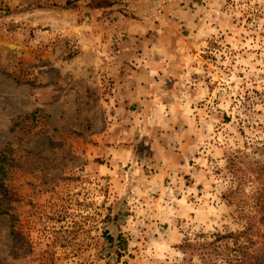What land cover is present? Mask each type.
<instances>
[{"label":"rangeland","instance_id":"obj_1","mask_svg":"<svg viewBox=\"0 0 264 264\" xmlns=\"http://www.w3.org/2000/svg\"><path fill=\"white\" fill-rule=\"evenodd\" d=\"M175 13L0 0V264H264V0Z\"/></svg>","mask_w":264,"mask_h":264},{"label":"built area","instance_id":"obj_2","mask_svg":"<svg viewBox=\"0 0 264 264\" xmlns=\"http://www.w3.org/2000/svg\"><path fill=\"white\" fill-rule=\"evenodd\" d=\"M81 1V0H78ZM90 1V0H88ZM93 1V0H91ZM110 4L112 8L122 10L127 14L143 19H155L166 22L176 15V8L180 0H102Z\"/></svg>","mask_w":264,"mask_h":264},{"label":"trees","instance_id":"obj_3","mask_svg":"<svg viewBox=\"0 0 264 264\" xmlns=\"http://www.w3.org/2000/svg\"><path fill=\"white\" fill-rule=\"evenodd\" d=\"M11 153H12V150L11 149H8V148L5 149V150H3L0 153V181L4 177V174H5V171H6L7 166L13 160L11 158ZM108 240H109V242H112V243H115V241L116 242H119V243L122 242V239H121L120 235H117L116 237H108ZM254 262H255L254 264H259V262L256 263L257 261H254Z\"/></svg>","mask_w":264,"mask_h":264},{"label":"crops","instance_id":"obj_4","mask_svg":"<svg viewBox=\"0 0 264 264\" xmlns=\"http://www.w3.org/2000/svg\"><path fill=\"white\" fill-rule=\"evenodd\" d=\"M168 65H169V63H168ZM159 66H164V65L162 64V65H159ZM154 75H155V74H153L152 76H154ZM157 75H158V74H157ZM155 76H156V75H155ZM155 76H154V77H155ZM154 77L152 78V80L155 81L156 79H155ZM171 78H173V77H171ZM172 82L174 83L173 79H172ZM157 88H159V87H157ZM157 88H154V90H156V91H155V94L159 96V95H161L164 91H163L161 88H159V89H157ZM169 88H171V87H169Z\"/></svg>","mask_w":264,"mask_h":264}]
</instances>
